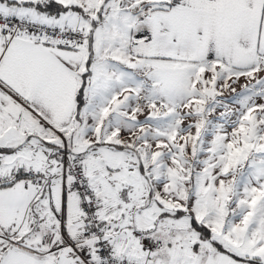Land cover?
Segmentation results:
<instances>
[{
  "label": "snow or ice",
  "instance_id": "6c2138e0",
  "mask_svg": "<svg viewBox=\"0 0 264 264\" xmlns=\"http://www.w3.org/2000/svg\"><path fill=\"white\" fill-rule=\"evenodd\" d=\"M0 264H264V0H0Z\"/></svg>",
  "mask_w": 264,
  "mask_h": 264
}]
</instances>
